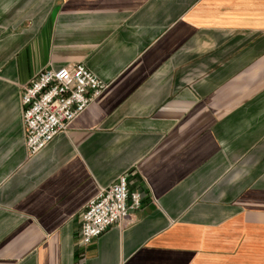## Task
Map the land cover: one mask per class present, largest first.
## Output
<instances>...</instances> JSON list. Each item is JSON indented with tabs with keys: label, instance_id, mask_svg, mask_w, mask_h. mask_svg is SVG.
Instances as JSON below:
<instances>
[{
	"label": "crops",
	"instance_id": "0c3cea01",
	"mask_svg": "<svg viewBox=\"0 0 264 264\" xmlns=\"http://www.w3.org/2000/svg\"><path fill=\"white\" fill-rule=\"evenodd\" d=\"M68 64L106 88L30 156L23 88ZM123 174L142 207L82 246ZM0 264H264V0H0Z\"/></svg>",
	"mask_w": 264,
	"mask_h": 264
},
{
	"label": "built area",
	"instance_id": "2783aa9c",
	"mask_svg": "<svg viewBox=\"0 0 264 264\" xmlns=\"http://www.w3.org/2000/svg\"><path fill=\"white\" fill-rule=\"evenodd\" d=\"M106 84L82 64H68L59 69L38 72L21 94L22 120L28 155L44 148L59 132L82 114L104 92ZM143 197L131 190L125 174L100 188L85 205L79 240L89 245L110 226L131 223Z\"/></svg>",
	"mask_w": 264,
	"mask_h": 264
}]
</instances>
